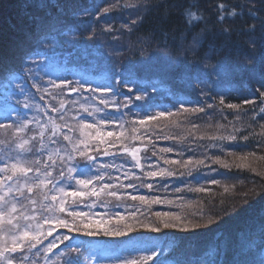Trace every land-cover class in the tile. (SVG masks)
<instances>
[{"label": "trees", "instance_id": "1", "mask_svg": "<svg viewBox=\"0 0 264 264\" xmlns=\"http://www.w3.org/2000/svg\"><path fill=\"white\" fill-rule=\"evenodd\" d=\"M59 2L63 4L61 11L57 13L56 9H52L53 14L59 17L56 31L52 33L54 42L51 46H42L35 38L30 41L25 39V31H32L26 19V13L32 9L25 8V0H0V56L6 57L9 63L16 67H20L21 57L26 54H31L32 60L24 68L23 74L9 76L8 79L0 78V124H11L17 117L31 120L33 116L42 122L51 117L59 123L55 112L37 114L34 107H23L24 103L43 106L45 102L59 107V97L53 100L45 95V99L41 100L40 96L44 93L37 92L33 87V84H37L42 89L52 91L47 83L52 79L58 81L59 78H65L71 81L73 86L83 83L87 85L86 88L113 85L121 90L117 96L113 92L99 91L95 94H68V89H65V99L78 101L76 105L71 106L73 110H78L81 104L103 108L99 103L101 96L110 101L119 100L123 104L125 97L133 96V93H129L123 83H117L120 77L110 71L114 68L121 71L125 68L134 69L135 75L132 78L127 74L124 76L128 87L134 91L137 86H147L160 80L161 83L156 84V92L149 88L152 94L151 100H148V105L152 106L148 108L149 114L155 115L157 111L168 108L172 115L140 125L133 124V121H138L143 116V110L147 107L144 101L133 100L128 108L117 109L113 105L104 109V112L109 114L105 130L119 131V124H125V143L142 149L140 156L143 171L134 167L130 156L126 157L128 163L125 164V170H131L141 179L128 181L123 180L121 176L124 184L131 182L135 185L134 188L117 189L121 199L105 195L96 199L94 206L89 207L93 205L94 198L76 203H72L69 198V205L76 211L90 213L89 220L109 221L100 225L90 224L93 231L103 228L126 231L128 224L132 225V230L125 236L117 237L105 236L103 231H100L99 235L88 236L83 232L69 233L67 229L56 228L49 240L54 239L57 234L61 237L69 235L71 240L63 243L57 241L59 254L52 255L48 264H66L69 260L75 264H132L133 261L136 264H144L142 257L150 255L152 250H155L157 255L147 261V264H198L201 259H210L206 254L210 252L213 234L218 230L215 224L210 228L203 227L210 219L223 217L219 229L233 234L245 229L258 232V225L264 222L261 217L264 210V128L261 127L264 125V114L259 112V107L264 106V101L255 91L257 85L249 80L247 72H242L220 84L209 82L206 86L189 88L176 81L180 69L165 73L163 62L167 58L172 61L180 59L181 64L185 63L184 49L191 43L194 34L207 27L209 34L204 38L199 56L189 53L188 60L202 57L209 44L215 43L221 51L219 55H213L209 67L205 70L210 71V66L221 58L235 61L237 58L255 55L258 68L264 71V37L261 35V28L264 27L261 25V20H264V0H222L230 6V10L233 5L237 9L247 5L242 17L225 19L222 25L216 22L215 7L221 0ZM110 5L115 7L104 13L103 9ZM252 7L259 10L261 20H254L247 14L248 9ZM85 10L91 15H76ZM186 10L202 13L204 21L189 30L183 15ZM140 17H143V22L132 25V21L139 20ZM250 24L257 25L256 32L243 30ZM221 27H231L232 35L226 37L219 34ZM164 32L167 33L166 39L162 35ZM249 37L256 39L255 50H251L247 43ZM28 67H31V73L28 72ZM133 79L137 83H132ZM221 91L228 93L225 105L219 104ZM92 95L96 96L95 100L88 99ZM246 98L253 99L254 105H244L242 101ZM178 99L185 101L184 107L176 103ZM227 103L239 104L244 111L228 109ZM208 104L214 107L207 108ZM192 107H204L205 112L192 113ZM71 114L70 112L69 115ZM86 119L91 122L90 117ZM114 120L115 124L112 123ZM193 124L196 125L195 128ZM31 127L35 129L34 124ZM229 135H236L237 140L210 139ZM137 136L139 139L135 138ZM245 136L248 137L247 140L243 139ZM9 139L10 133L0 129V141ZM3 147L4 145L0 144V149ZM165 148L172 151H162ZM0 155H3L2 151ZM216 157L223 163L214 162ZM124 158L121 154L115 163H122ZM166 160L168 163H165ZM173 160L177 163H171ZM197 160H203L204 164H197ZM110 162H113L112 157L100 156L94 165H89L87 161L79 158L72 164L78 172L86 166L89 167L91 171L86 174L92 175L100 164ZM148 164L153 167L149 168ZM160 169L171 171L173 175L155 178L145 176L147 171ZM108 171H111L114 177L120 175L114 170ZM213 179L218 183L211 184ZM71 183L74 185L75 180ZM147 184H152L153 187L149 189L144 186ZM197 188L207 191H195ZM132 195L158 197L161 202L144 204L139 200L133 201ZM131 212H136V216H130ZM156 212H171L179 217V220L158 217ZM117 213L125 219L118 222ZM68 219L71 220V217ZM162 219L176 224L177 227L165 229L160 223ZM185 224L189 229L197 224L199 227L194 233L181 231ZM154 227H159L160 231H152ZM177 238H182L183 242L178 243ZM257 245L255 252L247 254V264H261V260H264V253L259 251V240ZM77 248L78 252L73 251ZM39 264H45L42 255Z\"/></svg>", "mask_w": 264, "mask_h": 264}, {"label": "snow or ice", "instance_id": "2", "mask_svg": "<svg viewBox=\"0 0 264 264\" xmlns=\"http://www.w3.org/2000/svg\"><path fill=\"white\" fill-rule=\"evenodd\" d=\"M24 6L27 9H32V11L26 13L27 24L32 31H25V39L30 41L35 38L42 46L45 44L51 46L55 39L52 33L56 31V25L59 23V17L53 14L52 9H56V12L59 13L63 8V4L59 0H25ZM114 7L115 5L105 7L103 12L108 13ZM215 7L217 10L216 22L222 25L225 19L234 20L237 16L242 17L244 8L247 5H242L239 9L233 5L230 10V6L221 0ZM258 11L255 7H252L248 9L247 14L254 20H261ZM81 14L91 15L86 10L83 13H76V15ZM183 15L189 30L204 21L202 13L198 14L197 12L186 10ZM142 22L143 17H140L139 20H133L132 25L135 26ZM261 25H264V20H261ZM108 30L110 31L111 29ZM243 30L254 33L257 30V25H247ZM232 31L231 27H221L218 33L230 37ZM208 34L209 30L205 27L192 36L191 43L183 51L185 63L181 64L180 59L172 61L166 58L163 62L165 73L175 72L180 69L176 77L177 83L194 88L197 85L206 86L209 82L220 84L237 73L247 72L249 80L254 81L257 85L255 91L259 93V97L264 101V71L258 68L255 55L237 58L235 61L221 58L210 66V71H207L205 69L209 67V61L212 60L213 55H219L221 51V48H217L215 43H210L202 57L196 60L187 59L189 53L199 56V49ZM215 34L217 33H212V35ZM162 35L165 39L167 38L166 32L162 33ZM261 35L264 37V27L261 28ZM247 43L250 45L251 50L257 48L255 38L249 37ZM31 62V54L21 57L20 67L11 65L6 57L0 56V78L8 79L9 76L23 74L24 68ZM110 71H112L113 75L120 77L117 83H123L127 91L133 93V96L125 97L123 104L119 100L110 101L101 96L99 103L104 106L103 108L81 104L78 110H73L71 106L76 105L78 101L65 99V89H68L70 93L91 92L95 94L97 91L101 93L113 92L117 96L121 90L113 85L85 88L83 83H77L76 86H73L72 82L65 78H59V82L52 79L47 81L52 91L42 89L37 84H33V87L36 88L37 92L44 93L40 96L41 100L45 99V95H48L53 100L59 97V107L50 105L49 102H45L43 106L24 103L23 107L25 109L34 107L37 114L40 112L47 114L49 111L55 112L60 121L59 123L51 117L42 122L33 116L31 120L17 117L11 124H0V129L10 133L9 140L0 141V144L4 145L3 149H0L3 152V155H0V264H39L41 255L45 260V264H48L52 255L59 254L57 241L63 243V241L71 240L69 235L61 237L58 234L54 239L49 240L56 228L67 229L69 233L74 231L83 232L84 235L88 236L99 235L100 231H103L105 236L117 237L125 236L132 230V225L128 224L126 225V231L110 230L108 228L93 231L90 228V224L100 225L109 221H104L103 219L89 220L90 213L76 211L69 205V198H71L72 203L94 198L93 205H89V207L94 206L95 200L105 195L121 199L117 189L135 187L131 182L124 184L121 176H123V180L128 181L141 179L131 170H125V164L128 163L126 157L130 156L131 160L134 161V167L143 171L140 157L142 149L131 147L125 143L127 140L125 124H119V131L105 130L104 126L109 122V114L105 113L104 109L113 105L117 109L121 107L128 108L133 103V100L144 101L147 107L143 110V116L138 121H133V124L139 123L140 125L172 115L168 108L157 111L155 115L149 114L148 108L152 107L148 105V100L152 98L149 88L152 89V92H156V84L161 83L160 80L147 86H137L134 91L133 88L128 87L127 81L124 79L125 74L132 78L135 75L134 69L125 68L121 71L119 68H114ZM28 72L31 73V67H28ZM132 83L135 84L137 81L133 79ZM201 92H203V87H201ZM219 95V104L225 105V98L228 93L221 91ZM88 99L95 100L96 96L92 95ZM176 103L184 107L185 101L178 99ZM242 103L244 105H254L255 101L246 98L243 99ZM213 107L214 105L212 104L207 105V108L211 109ZM226 107L228 109H240L241 112L244 111L239 104L227 103ZM188 110L185 109V111ZM190 110L192 113L205 112L204 107H192ZM70 112L72 113L71 115H69ZM259 112L264 114V106L259 107ZM86 117H90L91 122ZM7 118L5 117V119ZM33 124L35 129L31 127ZM193 127L195 128L196 125L193 124ZM261 127L264 128V125H261ZM135 131L136 129L133 127V132ZM235 131H239V129H235ZM135 138L139 139V136ZM210 139L236 141L237 136L210 137ZM243 139L247 140L248 137L245 136ZM162 151L171 152L172 149L165 148ZM121 154L125 157L123 162L115 163L116 158ZM153 154L155 155V153ZM100 156L112 157L113 162L100 164L92 175L86 174L91 171L89 167L86 166L85 169H81L78 172L72 164L74 160L79 158L87 161L89 165H94ZM145 159L147 158L145 157ZM214 162L223 163L219 157H216ZM165 163H168V161L166 160ZM171 163L175 164L177 161L173 160ZM196 163L203 165L204 161L197 160ZM148 167L151 168L153 165L148 164ZM225 167H227V164H225ZM108 169L114 170L120 175L114 177ZM74 173L76 174L75 176ZM165 175L171 176L173 173L165 169L145 172L146 177L152 178ZM81 176L84 178H80ZM73 180H75L74 185L71 183ZM210 183L215 185L218 181L213 179ZM144 186L149 189L153 187L152 184ZM176 191L179 192L180 189H176ZM195 191L201 192L207 191V189L197 188ZM131 199L133 201L139 200L144 204L161 202L158 197L142 195H132ZM138 211L139 209L136 210V212ZM136 212H131L129 215L135 217ZM155 215L179 220V217H176L171 212H156ZM68 217H71V220ZM261 217L264 218V210L261 212ZM124 219V216L117 213L118 222ZM77 220H79V223H77ZM222 222L223 217L216 220L210 219L203 226L210 228L215 224L218 230L214 232L213 246L210 252L206 254L210 259H201L198 264H247L246 256L249 252L257 250V240L260 241L259 251L264 253V222L258 225V232L256 233L250 229H245L234 234L227 230L219 229V225ZM160 223L165 229L177 227L176 224L165 222L163 219ZM142 226L150 227V225ZM197 227H199L198 224L189 229L185 224L180 230L194 233ZM152 231L158 232L160 228L154 227ZM177 240L178 243L183 242L182 238H177ZM54 250L56 251L54 252ZM73 251L78 252L79 249H73ZM230 252L231 257H229ZM156 255V251L152 250L150 255L142 257V261L147 264V261L152 260ZM33 258L36 259L34 260ZM66 264H75V262L69 260L66 261ZM132 264H136V262L133 261ZM261 264H264V260H261Z\"/></svg>", "mask_w": 264, "mask_h": 264}]
</instances>
